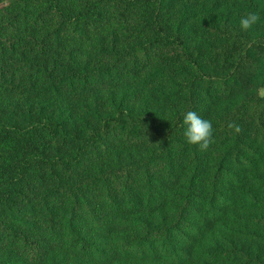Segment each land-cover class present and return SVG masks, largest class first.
I'll use <instances>...</instances> for the list:
<instances>
[{
  "label": "trees",
  "instance_id": "1",
  "mask_svg": "<svg viewBox=\"0 0 264 264\" xmlns=\"http://www.w3.org/2000/svg\"><path fill=\"white\" fill-rule=\"evenodd\" d=\"M164 1L0 0L1 52L45 55L129 24L81 59L70 45L58 75L13 59L46 82L4 81L8 92L148 91L136 105L124 87L107 112L95 97L78 119L50 100L20 118L0 108V264H264V0H202L199 23ZM248 12L260 21L244 31ZM189 110L212 122L206 151L186 142Z\"/></svg>",
  "mask_w": 264,
  "mask_h": 264
},
{
  "label": "rangeland",
  "instance_id": "2",
  "mask_svg": "<svg viewBox=\"0 0 264 264\" xmlns=\"http://www.w3.org/2000/svg\"><path fill=\"white\" fill-rule=\"evenodd\" d=\"M169 1L172 2L171 9L176 17H178L184 6H191L195 11V16L192 18L194 23H199L201 20L206 19L208 16L201 10V2L202 0H165L167 3ZM2 5V4H0ZM122 26H129V24L117 23L114 20H111L107 23L103 29L95 34L90 40L85 42H80L74 40L72 37H68V39L60 46H54L47 54H38V53H28L24 50H18L16 52L9 51H0V108L6 111H10L13 106H18L21 110L18 117L22 116L24 109L27 104H37L42 100H50L53 103L52 110L53 111H61L65 110L66 112H70L77 119L83 117L82 113V105L91 102L95 97H98L101 108L103 112H107L111 110L110 106V96L114 94L118 96L121 89L126 86L136 87L135 99L132 103L136 105H140L143 97H145L148 93L144 88L138 87V85H134V81L132 80H123L119 81L116 85L111 83H98L93 88L86 91L77 90L76 86L65 85L61 89V94L59 96L54 93H49L44 96L36 97L31 95H16L11 92H8L4 89V81H11L15 84L20 85H28L32 83H37L38 85L46 82L44 74L35 73L33 71H26L17 69L12 65V60L15 58H27L29 60H33L39 64H42L46 67H50L55 65L56 75L60 74L62 71L67 70L68 64L66 62L64 50L69 48L70 45H75L78 47V56L83 58L85 54H92L93 48L96 40L103 39L107 44L111 41V36L113 34L119 36L120 28ZM102 62L97 63L96 65H100ZM261 94H264V88H261L259 91ZM133 104V105H134ZM45 143H48V146L53 149L56 145L50 140L45 139ZM121 159L130 160L133 156H137L135 151L132 149L127 151L126 153L121 154ZM6 157V154L0 152V163L3 162V159ZM106 161H113L114 158H106Z\"/></svg>",
  "mask_w": 264,
  "mask_h": 264
},
{
  "label": "clouds",
  "instance_id": "3",
  "mask_svg": "<svg viewBox=\"0 0 264 264\" xmlns=\"http://www.w3.org/2000/svg\"><path fill=\"white\" fill-rule=\"evenodd\" d=\"M260 21V16L255 12H248L240 19V27L247 31ZM183 125L185 126L184 137L190 145H198L201 151L208 150L213 143V125L210 120L201 118L195 111L189 110L183 114ZM228 127H239L230 123Z\"/></svg>",
  "mask_w": 264,
  "mask_h": 264
}]
</instances>
